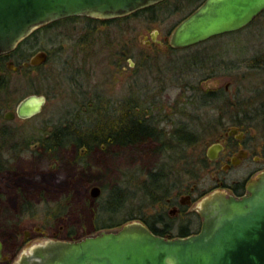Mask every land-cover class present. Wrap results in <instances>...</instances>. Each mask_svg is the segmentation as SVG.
Returning a JSON list of instances; mask_svg holds the SVG:
<instances>
[{"label":"rangeland","instance_id":"374dc122","mask_svg":"<svg viewBox=\"0 0 264 264\" xmlns=\"http://www.w3.org/2000/svg\"><path fill=\"white\" fill-rule=\"evenodd\" d=\"M195 3L169 0L108 23L83 16L58 20L38 28L17 46L13 68L0 56V113L14 111L29 95L47 97L39 115L27 120L2 118L0 123V235L20 244L15 260L38 244L78 241L131 215L149 219L164 209L160 202L165 193L176 197L195 188L199 205L201 194L214 182L206 151L218 137L219 120L231 122L239 116L241 105L231 104L232 96L252 101L244 105V112L254 117L244 121L264 154V115L258 114L259 104L254 103L264 84V68L254 67L255 59L264 54V13L242 31L172 50L166 38ZM154 35L159 43L147 44ZM40 51L47 52L49 60L36 69L25 67ZM124 54L131 55V63ZM80 86L100 91L106 103L131 96V112L144 111L143 117L160 132L161 144L95 150L83 159L77 157L80 151L73 150L55 153L60 157L56 160L43 155L36 148L39 138H50L58 128L78 126ZM204 89L219 96L226 92L225 98L206 99ZM181 131H191L195 138L179 143L174 135ZM151 173L160 175L151 182L147 178ZM94 186L102 188L97 198L91 194ZM117 192L123 209L118 214L102 211ZM27 232L34 236L28 243Z\"/></svg>","mask_w":264,"mask_h":264},{"label":"water","instance_id":"95a60500","mask_svg":"<svg viewBox=\"0 0 264 264\" xmlns=\"http://www.w3.org/2000/svg\"><path fill=\"white\" fill-rule=\"evenodd\" d=\"M162 1L0 0V55L16 50L35 30L55 21L81 16L111 20ZM262 12L264 0H206L175 28L170 46L186 49L237 32ZM47 59V52L40 51L24 66H41ZM13 64L8 62V68ZM45 104L44 95H29L20 101L16 113L7 111L5 118L30 119ZM91 194L99 197L100 187L94 186ZM198 211L202 227L196 235L167 239L134 221L78 241L38 244L24 251L14 264H264V172L246 195L214 192L201 200ZM2 255L0 239V259Z\"/></svg>","mask_w":264,"mask_h":264},{"label":"flooded vegetation","instance_id":"af4514ba","mask_svg":"<svg viewBox=\"0 0 264 264\" xmlns=\"http://www.w3.org/2000/svg\"><path fill=\"white\" fill-rule=\"evenodd\" d=\"M167 1L169 0H164L162 2H159L144 10L153 8L154 6L165 3ZM184 1H188V3L191 2L193 4L196 2L195 8L192 11H190V13L187 15L188 17L189 15L194 13L202 4H204L206 0H184ZM263 13L264 12H262L259 16H261ZM128 16L129 15L115 19H123V18H127ZM187 17H185V19ZM86 18L91 19V17H86ZM257 18L254 19L244 29L252 25L257 20ZM102 21H109V20H102ZM175 28L173 29V31L175 30ZM173 31L170 33L169 37L166 38V40H169V45H170V36L173 33ZM237 32H233V33H237ZM154 36L155 39H153ZM154 36H151L150 40L146 41V43L149 45H151L152 43H159L157 39L158 35L157 37L156 35ZM171 49L186 50L189 48L186 49L171 48ZM14 51L0 56L6 58L7 60H9V62H14L12 59V53ZM49 56L50 55H48L47 61L49 60ZM128 56L131 55L124 54L123 58L127 59L126 61L131 63L132 58L131 57L128 58ZM260 56H258L255 59L256 61L254 67L256 68H262V67L264 68V54ZM41 66H37L33 68L36 69ZM19 68L20 67L16 66V70H19ZM252 68L253 67H251V69ZM228 86L229 85H227L226 90H228L229 88ZM80 88L82 90H80L78 93L80 94V99L82 101H79L78 104L79 107L77 109L78 112L77 118L79 121L78 122L79 127L77 128V132H76L77 135L79 136L78 137L79 139H77V141H79L80 143L71 144L68 142H64V144H61L62 147L60 146L61 148L56 153L69 151V150L80 151L81 153L78 154L77 157L78 159L79 157L83 159L85 156H89L87 153L89 152L91 147L89 143H86V141H84V138L87 137L92 132L99 130L103 125V123L110 122L112 127H116V128H121L127 125L128 123H131L130 116L132 110V99L130 96V98L128 97L125 101H121L117 103L115 101L108 100L106 103L103 102V100L105 99L102 98V93L100 91L95 92L94 89L87 91L86 89H84L83 86H80ZM204 90H205L203 91L204 96L206 99L209 100L220 101V99L224 97L223 94L224 95L226 94V92L222 91L220 92L222 93L220 96L217 95L213 98L210 96L211 93H213L212 89H204ZM232 98L233 100L231 101V104L234 105L235 103H239L241 105L238 111L239 116L234 117L235 120L231 122L223 119L219 120L218 124L220 126L218 127L219 128L218 137L208 146L206 151V160H207V164H209V166L207 167L209 168V170H211V172H213L214 182L205 189L203 194H201V200L209 194H212L214 192H221V191L228 196L242 197L248 193V188L252 184V182H254L259 177V175L264 172V154L261 153L263 149L261 145L258 142H255L254 138L250 135L252 127L249 125L250 126L249 128L245 124L246 122L244 121V119L247 116L249 117L251 116L245 114L244 105L248 107L250 104L253 103L252 101L251 102H245L244 100L242 101V99H240V101H236V98L234 99L233 96L231 97V99ZM254 99L259 100L257 102H254L259 104L255 106V110L259 112L258 113L259 115H264V100H260V99H264V84H263V89H260L258 93V97H254ZM46 101H47V97H46ZM17 106L14 111L12 110L15 113ZM7 111L8 110H6L3 114L0 113V123L2 121V118H4L6 121H12V120H7L5 118V113ZM15 118L20 120H27V119H21L17 115L15 116ZM71 133H73L72 130L69 131V135ZM67 139L71 140V138H67ZM71 142L74 143L75 140L73 139L71 140ZM215 145H219L221 147H216ZM36 148H38V146H36ZM118 149L122 151V150L130 149V147L127 144L113 143L109 146L108 150L117 151ZM239 170L244 171L242 176H234L233 173ZM100 189L102 192L101 187ZM195 190H196L195 188H192L189 193H184V194L179 193L176 197H172L167 194H164L162 198H164V196L166 195L165 201L164 199H162V201L160 202V203H164V209L162 208L161 211L155 213L149 219H147L146 217L144 218L140 217L138 219L125 222L124 224L119 226L122 227L125 224L134 221L141 222L145 226H147V228L150 231H152L154 234H157L158 236L167 239L183 238V237L196 235L201 230L202 217L198 211L199 205L197 206L195 205L197 201V198L195 197ZM124 197L126 196L124 195ZM193 214H196L198 218L194 219ZM179 217H182L183 221L177 223L176 219ZM111 229H115V228H111ZM32 238H34V236H32L31 232H28V235H26V239L24 242L30 241ZM0 239L3 243V255L2 258L0 259V264H14V262L16 261L15 258L17 252L20 248V244L15 243V241L13 242L11 240L9 241L8 239L4 240V238L1 235H0Z\"/></svg>","mask_w":264,"mask_h":264},{"label":"trees","instance_id":"16d2710c","mask_svg":"<svg viewBox=\"0 0 264 264\" xmlns=\"http://www.w3.org/2000/svg\"><path fill=\"white\" fill-rule=\"evenodd\" d=\"M140 12L141 11H138L134 13V15L139 14ZM73 18H79V17H73ZM90 20L101 21L100 19H95V18H91ZM116 20L117 19L113 21H116ZM102 22L108 23V21H102ZM2 58L6 60V58L4 57ZM217 95L219 94L213 92L211 93L210 96L214 98ZM136 107H139V106H136ZM143 114H144V111H135V110L132 111L131 116H130L131 123H128L127 125L121 128L112 127L111 123L109 122L103 123V125L101 126L99 130L92 132L91 134H89L87 137L84 138V141H86V143H89L91 145L90 150L87 154L88 155L92 154V152L95 150H101L103 152L110 151L108 150L109 146L113 143L127 144L129 145L131 149L138 148L143 145H148V144H151L152 142L156 143L157 145L161 144L160 142L162 141L161 140L162 137L159 134L160 132H158L155 128L151 127V124L153 125V123H150V122L152 121H148L147 119H145V117H143ZM78 127L79 125L77 127L75 126L71 127V125L70 126L68 125L64 128L63 127L58 128L57 133H54L55 132L54 131L53 132L54 134L50 135V138L49 136L39 138L37 140V144H38L37 146H38L39 151L43 155L51 154V158H55L54 160H56L59 157L55 153L59 151V149L62 147L61 144H64L65 139L67 138H71V140L74 139L75 140L74 143H72L71 140L67 139L69 141L68 143H71V144L80 143L79 141H77V139H79L78 138L79 136L76 133ZM70 130H72L73 133L69 135ZM182 133L183 134H180V135L179 134L174 135L175 139H177L179 143H184V142L190 141V139L193 140L195 138L194 134L191 131H183ZM51 140H53V142ZM158 175L160 174L151 173L147 178L148 180L152 182L153 180L158 179ZM147 188L143 186V190L145 192H147ZM119 194H120L119 192L112 193V195H110L108 200L106 201L104 205L105 207L103 206L105 210L102 209V211L113 212L114 214H118L123 209V203H121L123 198L121 200ZM123 196H124V192H123ZM22 201L23 203H25L24 198ZM135 219H138V218L134 217V215H131L129 218L126 217V219L123 222L119 223L116 226L122 225L125 222H129ZM109 224L110 223H108V225L106 224V226L104 224L105 226L104 228L111 229V228L116 227L112 224L111 225ZM68 240H73V239L70 238Z\"/></svg>","mask_w":264,"mask_h":264},{"label":"bare ground","instance_id":"6f19581e","mask_svg":"<svg viewBox=\"0 0 264 264\" xmlns=\"http://www.w3.org/2000/svg\"><path fill=\"white\" fill-rule=\"evenodd\" d=\"M159 171V170H158Z\"/></svg>","mask_w":264,"mask_h":264}]
</instances>
